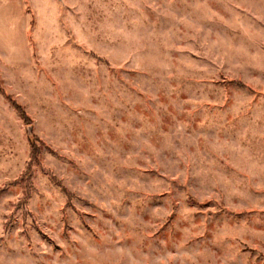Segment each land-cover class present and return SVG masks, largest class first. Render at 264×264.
<instances>
[{"label":"rangeland","instance_id":"rangeland-1","mask_svg":"<svg viewBox=\"0 0 264 264\" xmlns=\"http://www.w3.org/2000/svg\"><path fill=\"white\" fill-rule=\"evenodd\" d=\"M0 21V264H264V0Z\"/></svg>","mask_w":264,"mask_h":264},{"label":"crops","instance_id":"crops-1","mask_svg":"<svg viewBox=\"0 0 264 264\" xmlns=\"http://www.w3.org/2000/svg\"><path fill=\"white\" fill-rule=\"evenodd\" d=\"M4 22L1 23L0 21V58L1 55H5V46H6V41H7V32L5 26H2ZM3 60V59H2ZM6 62V61H4Z\"/></svg>","mask_w":264,"mask_h":264},{"label":"trees","instance_id":"trees-1","mask_svg":"<svg viewBox=\"0 0 264 264\" xmlns=\"http://www.w3.org/2000/svg\"><path fill=\"white\" fill-rule=\"evenodd\" d=\"M17 110H19V107H18V109ZM19 113L21 114V115H23V113L21 112V110H19Z\"/></svg>","mask_w":264,"mask_h":264}]
</instances>
